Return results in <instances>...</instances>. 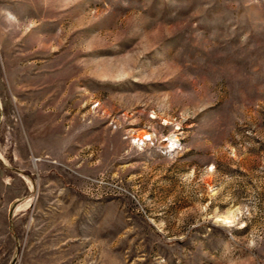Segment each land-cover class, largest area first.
<instances>
[{
	"label": "rangeland",
	"instance_id": "374dc122",
	"mask_svg": "<svg viewBox=\"0 0 264 264\" xmlns=\"http://www.w3.org/2000/svg\"><path fill=\"white\" fill-rule=\"evenodd\" d=\"M264 260V0H0V264Z\"/></svg>",
	"mask_w": 264,
	"mask_h": 264
},
{
	"label": "built area",
	"instance_id": "2783aa9c",
	"mask_svg": "<svg viewBox=\"0 0 264 264\" xmlns=\"http://www.w3.org/2000/svg\"><path fill=\"white\" fill-rule=\"evenodd\" d=\"M259 264H264V260H263V261H261Z\"/></svg>",
	"mask_w": 264,
	"mask_h": 264
}]
</instances>
